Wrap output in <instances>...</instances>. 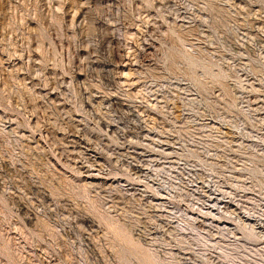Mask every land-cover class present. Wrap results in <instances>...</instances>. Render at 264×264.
I'll list each match as a JSON object with an SVG mask.
<instances>
[{
  "label": "rangeland",
  "instance_id": "1",
  "mask_svg": "<svg viewBox=\"0 0 264 264\" xmlns=\"http://www.w3.org/2000/svg\"><path fill=\"white\" fill-rule=\"evenodd\" d=\"M0 264H264V0H0Z\"/></svg>",
  "mask_w": 264,
  "mask_h": 264
}]
</instances>
